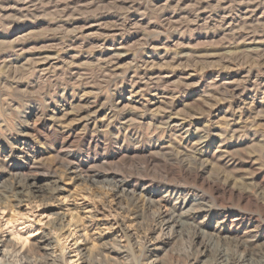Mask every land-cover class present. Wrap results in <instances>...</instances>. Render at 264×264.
<instances>
[{
  "label": "rangeland",
  "instance_id": "1",
  "mask_svg": "<svg viewBox=\"0 0 264 264\" xmlns=\"http://www.w3.org/2000/svg\"><path fill=\"white\" fill-rule=\"evenodd\" d=\"M13 229L36 264H264V0H0Z\"/></svg>",
  "mask_w": 264,
  "mask_h": 264
},
{
  "label": "bare ground",
  "instance_id": "2",
  "mask_svg": "<svg viewBox=\"0 0 264 264\" xmlns=\"http://www.w3.org/2000/svg\"><path fill=\"white\" fill-rule=\"evenodd\" d=\"M24 35L26 36V34H24ZM21 36H23V35H21ZM71 218H72V216H71ZM9 223H12V222H10V221L6 222L7 225ZM59 225H60V223H59ZM67 225H68V230H69V228L72 226L71 221H69ZM52 227H53V230L58 231V228H59L58 225H56V226L53 225ZM63 228H64V226L59 228V230L61 231ZM71 234L72 233H70L69 235H71ZM11 235H12L13 239H10L8 241L7 240L2 241L0 239V243L2 244L1 248H0V249H2V250H0V264H36V258H39V263H40L43 259H46V257L50 255V251H51L50 245H52V238L50 236L43 237V239L39 240L37 243L35 242V243H29L28 244L29 238H27V237L23 238L19 232L15 231V230L11 231ZM79 241H80V237H77L74 240V244H77ZM18 243H22L23 246L21 249L17 248ZM27 244H28V246L25 248V250H23L24 246ZM7 256H9L8 259H7ZM10 258H12L11 261L9 260Z\"/></svg>",
  "mask_w": 264,
  "mask_h": 264
}]
</instances>
